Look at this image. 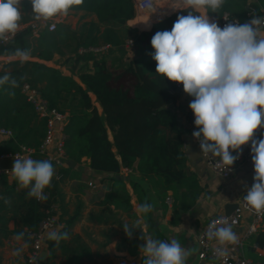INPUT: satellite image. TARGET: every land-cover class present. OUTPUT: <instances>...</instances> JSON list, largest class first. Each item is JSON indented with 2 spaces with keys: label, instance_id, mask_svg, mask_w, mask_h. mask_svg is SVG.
I'll use <instances>...</instances> for the list:
<instances>
[{
  "label": "trees",
  "instance_id": "16d2710c",
  "mask_svg": "<svg viewBox=\"0 0 264 264\" xmlns=\"http://www.w3.org/2000/svg\"><path fill=\"white\" fill-rule=\"evenodd\" d=\"M71 9L94 12L105 24L135 13L130 0H83L81 5ZM224 12L243 24L253 16L263 15L264 0H224L217 12L209 10V14L222 15ZM187 14L188 10L184 9L156 23L151 31L136 34L132 39L136 57H125V49L121 48L122 36L109 25L101 31L100 26L92 22L79 35L74 33L70 37L65 35L62 27L51 31L44 41L50 40L52 47L41 51V57L48 59L52 50L57 49L62 54H68L74 65L82 60H92L94 70L82 71L79 74L81 83L59 69L37 61H14L11 70L0 71V79L6 75L9 77L8 81L0 83V126L14 133L13 137L0 139V155L16 153L26 147L33 150L34 159H47L46 154L40 151L46 135L47 118L39 116L22 92L23 85L30 84L41 92L49 107L68 114L64 128L67 160L80 163L87 157L93 170L105 174L104 179L115 183V189L110 190L104 204L115 203L132 216L131 195L120 176L123 168L138 172L149 183V189H145L139 182L132 181L139 205L147 200L153 206L150 190L162 201L172 191L175 204L179 202L184 210L195 204L201 185L196 175L187 170L182 130L176 113L167 107L168 103L175 101L177 83L156 73V62L150 55L154 52L150 43L153 35L157 31L171 30L177 17ZM31 34V27L17 32L0 47V52L14 55L17 49L29 51L28 37ZM68 38L72 39L71 43ZM58 40L63 48L58 47ZM102 44L114 46L120 53L112 65L104 54L97 55L90 49L79 52L80 47ZM12 81L18 86L13 87ZM91 94L101 105L102 112H99ZM262 133L264 129H259L255 138L259 139ZM248 148L250 145L243 146V150ZM52 163L55 175L52 186L45 189L48 200L44 202L28 198L27 190L18 192L15 180L9 183L7 173H0V184L6 188L0 211L14 206L11 202L5 204L4 199L16 204L20 201L14 211L22 228H26L22 231L28 240L29 233L36 230L43 219L53 215L55 204L63 199L58 176L61 173L67 175L72 167L67 163ZM154 210L153 206L151 212L142 214L147 224L154 222ZM7 220L5 215L0 214V227ZM249 243L251 250L264 249V231H258ZM54 246L51 245L49 259L44 264H57Z\"/></svg>",
  "mask_w": 264,
  "mask_h": 264
},
{
  "label": "crops",
  "instance_id": "0c3cea01",
  "mask_svg": "<svg viewBox=\"0 0 264 264\" xmlns=\"http://www.w3.org/2000/svg\"><path fill=\"white\" fill-rule=\"evenodd\" d=\"M130 1L135 7L134 15L117 18L108 24L101 22L96 13L81 9H70L66 16L58 15L49 20L57 23V29L62 27L67 37L74 33L79 35L92 22L98 24L101 31L108 25L112 26L122 36L121 48L125 49V57H136L135 47H131L129 41L138 33L151 31L156 23L184 10V8L182 0H155L153 6L145 10L138 7L139 0ZM177 3L180 4L179 7L169 10L170 12H165ZM20 10L22 19L19 22L20 28L17 32L30 27L32 23L37 21L33 18L30 0H21ZM160 11L165 13L155 17V13ZM213 15L219 14L208 13L209 18ZM50 32L45 27L36 33L32 31L28 37L31 53L29 60L59 69L64 75L72 76L81 83L79 74L82 71H93V61L82 60L74 65L73 60L68 59V54H62L57 49L52 50L50 58L41 57V51L48 46L49 48L52 47L50 40L44 41V37L48 36ZM67 41L71 43L72 39L69 40L68 38ZM58 47L63 48L60 42ZM83 49H99V51H93L97 55L104 54L110 65L113 64L115 58L120 56L119 51L114 46L110 47L104 44L89 46V48L80 47L79 52L82 53ZM33 50H36L35 53ZM14 61L20 60L15 55H6L0 52V71L11 70L13 68L11 63ZM91 96L99 112H102V107L96 102L95 96L93 94ZM191 99V96L180 89L176 92L175 101L168 103L167 107L176 113L177 122L182 130V149L187 156V170L196 175L201 185V193L197 202L184 210L179 202L175 204L172 191H169L166 199L162 201L154 191L150 190L149 195L155 208L154 222L147 224L142 214L138 212L139 202L132 187V181H134L139 182L145 189H149L147 180L143 179L138 172L129 171L126 168L121 170L120 176L125 181L126 188L131 195V216L116 206L115 203H103L110 190L115 189V183L110 179H104L105 174L93 170L90 167V160L84 157L80 163L75 162L74 165H71L72 169L67 175L61 173V178H58L63 199L55 204L54 216L57 221V229L67 231L70 239L62 241L58 248L54 246L57 264H142L139 247L144 243L143 235L169 241L172 238L177 239L183 247L190 251L186 264H220L217 258H199L198 235L209 219L221 214H230L235 210L248 185L253 184L254 166L250 155L229 178H223L212 170L202 157L192 135L193 128L188 120ZM110 138L113 139L111 135ZM109 175L112 176L113 174ZM7 176L10 183L13 180L11 172L7 173ZM89 182H93L95 186H90ZM160 186H164L162 182ZM5 189V186L0 184V197H2L0 198V205L5 197ZM15 189L18 192L24 190L19 189L18 186ZM93 194L94 196H92ZM74 200L78 201L75 211L72 208ZM10 202L14 205L12 209L8 207L0 211L1 215L8 218L4 226L0 227V264H24L31 250V240L23 237L29 247L20 256L12 255L13 249L23 243V241H16L14 236L19 233L17 231L26 228H22V223L14 211L20 201H17V204ZM102 211H106L108 216H101ZM134 213L135 216H133ZM252 216L253 213H248L241 226L234 230L237 236L241 237L245 233ZM137 222L138 227L133 229L132 237L129 238L125 234L123 225L132 226ZM258 231H264V219L260 223ZM251 237L245 240L244 255L252 264H264V249L251 250L249 248ZM51 245H54V242L46 240L44 249H50ZM49 254L50 251L47 259H49Z\"/></svg>",
  "mask_w": 264,
  "mask_h": 264
},
{
  "label": "clouds",
  "instance_id": "9594fccd",
  "mask_svg": "<svg viewBox=\"0 0 264 264\" xmlns=\"http://www.w3.org/2000/svg\"><path fill=\"white\" fill-rule=\"evenodd\" d=\"M33 18L47 21L58 15H67L73 6L83 0H30ZM224 0H182L187 15H179L171 30L157 31L150 43V55L156 62V73L168 81L183 85V91L194 99L189 108L194 114L198 130L192 135L199 141L204 153L219 157L229 168L240 158L243 146L250 145L254 166L253 184L247 187L243 199L255 213L264 211V16H253L249 21L228 23L221 28L210 20L208 13L217 12ZM21 0H0V39L15 35L20 28ZM21 63L30 59L28 50L17 49ZM9 80L6 75L0 83ZM13 87L17 83L12 81ZM235 153V155H233ZM11 174L19 189L27 190L28 198L47 201L45 189L52 186L55 168L50 159H33L30 156L14 157ZM2 198V197H0ZM5 204H10L4 199ZM153 206L145 200L138 206L140 214H147ZM135 225H123L126 236L132 237ZM25 233L14 236L23 241L12 251L20 256L29 244ZM214 241V254L227 259V245L238 243L226 217L213 220L204 233ZM44 237L59 247L70 239L67 231L55 227L47 229ZM139 252L142 264H186L190 251L172 238L161 240L143 235Z\"/></svg>",
  "mask_w": 264,
  "mask_h": 264
},
{
  "label": "built area",
  "instance_id": "2783aa9c",
  "mask_svg": "<svg viewBox=\"0 0 264 264\" xmlns=\"http://www.w3.org/2000/svg\"><path fill=\"white\" fill-rule=\"evenodd\" d=\"M154 1L155 0H139L138 7L143 10L151 8L154 4ZM262 16H264V13ZM210 20L217 22L221 28H223L228 23L236 22L242 24L238 18L233 17L228 12L223 13L220 16L213 15L210 17ZM30 27L33 33L38 32L40 29L44 27L47 28L49 31H54L57 29V23L52 20L51 21L40 20L32 23ZM11 38H13V35L10 34L7 35L5 39H1L0 46H4L5 44H7V42ZM129 44L130 46H133L132 40L129 41ZM91 50L99 51V49H91ZM83 51H85V49H83ZM177 87L178 90L183 89V85L180 83H177ZM22 92L26 95L27 99L32 103L35 111L39 114V116L47 118L46 135L41 145L40 151L46 154L47 159H50L51 161H54L57 164L63 165L67 163L66 147H65L66 135L64 132V128L67 123L68 114L61 113L57 109L49 107L47 100L42 96L41 92L36 87H33L30 84H24L22 88ZM192 99L194 98L192 97ZM188 120L193 128L192 130L193 131L198 130L194 124V114L191 111V109H189L188 112ZM13 134L14 133L11 129L0 126V139H7L13 137ZM194 140L196 141L201 151L202 157L205 159V161L211 166L212 170L216 174H218L223 178L231 177V175L235 172L238 166L245 159L249 158V156L251 155V148H248L247 150H243L240 158L229 168L228 166L223 165L221 163L219 157H216L211 153L202 152L199 141L196 138H194ZM32 153L33 150L23 147L19 152L0 155V159H5V158L14 159L16 155L26 156V157L30 156L33 158ZM126 170L130 171V169L128 168H126ZM10 171L11 170L0 169V173H9ZM61 176L62 175L60 174L58 178H61ZM89 185L95 186L93 182H89ZM251 185L252 184H249L248 187H250ZM245 194H246V190L244 191L242 197L237 203V207L232 213L217 215L207 221L202 231L198 235L200 259L212 257V258H217L220 264H252L244 255V243L245 240H247L249 237H251L258 231L260 223L264 219V211H262L261 213H255L254 210H252L249 206H247L243 199V196ZM248 213H253V216L251 217L249 226L246 229L245 233L241 237L238 236V243L234 245H227L228 256L226 260L224 258H218L213 251L214 247H217V245L215 244L214 241H209L207 237L204 235V233L208 228V225L213 220H217L221 217H226L234 231L236 228L241 226V223L243 222V220L245 219ZM53 227L57 228V221L54 214L49 215L48 217L43 219L39 227L36 230L31 231L29 233V238L31 240V250L24 264H41L39 256L41 255V252L44 249V244L46 241V238L44 237V232L47 229Z\"/></svg>",
  "mask_w": 264,
  "mask_h": 264
},
{
  "label": "water",
  "instance_id": "95a60500",
  "mask_svg": "<svg viewBox=\"0 0 264 264\" xmlns=\"http://www.w3.org/2000/svg\"><path fill=\"white\" fill-rule=\"evenodd\" d=\"M69 165H74L75 162L68 160L67 161ZM13 163H14V159L13 158H5V159H0V169L1 170H11L13 167ZM237 207V205H236ZM48 253H49V249L45 248L43 249V251L41 252V255L39 256V259L41 262H46L48 259Z\"/></svg>",
  "mask_w": 264,
  "mask_h": 264
},
{
  "label": "bare ground",
  "instance_id": "6f19581e",
  "mask_svg": "<svg viewBox=\"0 0 264 264\" xmlns=\"http://www.w3.org/2000/svg\"><path fill=\"white\" fill-rule=\"evenodd\" d=\"M180 6V4H175V5H173L172 7H168L169 9L167 10V11H165V12H170L169 10H172V9H175V8H177V7H179ZM165 12H163V13H165ZM163 13H161V11L159 12V13H155V17H157V16H162V14Z\"/></svg>",
  "mask_w": 264,
  "mask_h": 264
},
{
  "label": "rangeland",
  "instance_id": "374dc122",
  "mask_svg": "<svg viewBox=\"0 0 264 264\" xmlns=\"http://www.w3.org/2000/svg\"><path fill=\"white\" fill-rule=\"evenodd\" d=\"M81 193V192H80ZM85 195V194H84ZM92 196H94V194L92 195ZM77 203H78V201H76V200H74V203H73V206H72V208H74V211H75V208L77 207ZM79 206V205H78ZM69 210V209H68ZM101 216H103V217H106V216H108V213L106 212V211H102L101 212Z\"/></svg>",
  "mask_w": 264,
  "mask_h": 264
}]
</instances>
